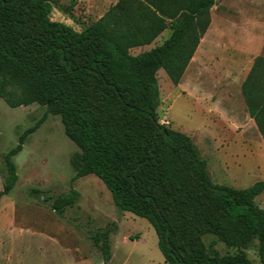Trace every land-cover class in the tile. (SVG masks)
Listing matches in <instances>:
<instances>
[{
    "label": "trees",
    "instance_id": "trees-1",
    "mask_svg": "<svg viewBox=\"0 0 264 264\" xmlns=\"http://www.w3.org/2000/svg\"><path fill=\"white\" fill-rule=\"evenodd\" d=\"M217 0H119L82 32L52 21L49 0H0V98L12 108L38 103L44 116L2 155L0 198L18 182L14 158L49 114L60 116L80 149L73 181L93 174L114 204L146 219L166 264H256L244 250L258 242L264 264V208L256 198L264 180L243 189L214 183L192 138L159 122L164 70L179 84L211 25ZM166 29L160 45L133 56ZM250 117L264 139V56H257L242 84ZM59 215L80 192L44 196ZM112 229L89 233L105 263L112 258ZM238 252L222 256L206 236Z\"/></svg>",
    "mask_w": 264,
    "mask_h": 264
},
{
    "label": "rangeland",
    "instance_id": "rangeland-1",
    "mask_svg": "<svg viewBox=\"0 0 264 264\" xmlns=\"http://www.w3.org/2000/svg\"><path fill=\"white\" fill-rule=\"evenodd\" d=\"M49 1L52 21L82 32L119 0ZM211 19L180 83L174 84L164 70L158 72L157 115L161 124L192 138L214 183L243 189L264 180V139L242 94L254 59L264 56V0H217ZM170 34L166 29L150 45L132 48L130 53L141 55ZM45 112L38 103L12 108L0 98V162ZM79 153L60 116L49 114L28 136L14 158L18 182L0 198V264H166L157 234L146 219L119 209L97 176L73 181L72 159ZM3 183L0 171V191ZM33 188L44 190V196L75 188L81 196L61 216L43 196L31 194ZM256 202L264 208V192ZM105 228L112 229L109 263L88 239L89 233ZM214 240L211 235L203 238L208 252L216 249L222 256L238 252ZM244 252L261 264L257 241Z\"/></svg>",
    "mask_w": 264,
    "mask_h": 264
},
{
    "label": "crops",
    "instance_id": "crops-1",
    "mask_svg": "<svg viewBox=\"0 0 264 264\" xmlns=\"http://www.w3.org/2000/svg\"><path fill=\"white\" fill-rule=\"evenodd\" d=\"M253 65V64H252Z\"/></svg>",
    "mask_w": 264,
    "mask_h": 264
}]
</instances>
